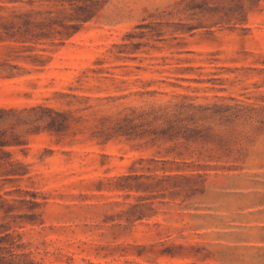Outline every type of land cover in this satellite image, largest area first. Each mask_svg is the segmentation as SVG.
Returning <instances> with one entry per match:
<instances>
[{
	"label": "rangeland",
	"instance_id": "1",
	"mask_svg": "<svg viewBox=\"0 0 264 264\" xmlns=\"http://www.w3.org/2000/svg\"><path fill=\"white\" fill-rule=\"evenodd\" d=\"M0 264H264V0H0Z\"/></svg>",
	"mask_w": 264,
	"mask_h": 264
}]
</instances>
